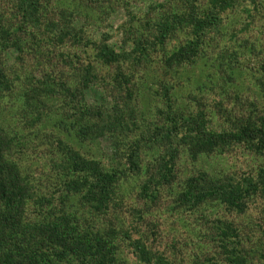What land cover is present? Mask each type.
<instances>
[{
    "label": "rangeland",
    "instance_id": "1",
    "mask_svg": "<svg viewBox=\"0 0 264 264\" xmlns=\"http://www.w3.org/2000/svg\"><path fill=\"white\" fill-rule=\"evenodd\" d=\"M206 1L197 3L201 8ZM183 6L182 0H50L47 16L62 8L73 14L75 24L83 31L79 45L65 42L53 46L45 39L38 43L39 40L33 42L26 36L20 50L15 46L1 48L0 68L11 81V88L0 92V126L8 127L13 139L24 143L20 150L17 145L10 157L16 160L32 186L33 198L27 203L26 217L34 222L43 220L42 213L46 210L50 215L51 206L48 203L40 206L36 201L45 197L61 210L78 212L81 219L95 228L114 227L122 264H139L131 245L135 239L172 264H208L220 260L216 242L210 237L208 220L223 218L233 222L243 234L248 231V246L255 254L252 261L258 263L256 250L264 248V196L260 193L253 196L241 214L216 205L187 210L177 207L175 201L185 179L199 168L217 175L255 178L259 169L264 168V151L235 144L190 163L181 147L173 182L162 186L151 201L140 198L139 192L162 146L140 141L137 151L140 170L120 178L114 201L104 213L94 214L80 205V196H61L59 191L65 180L57 167L62 154L57 146L59 140L86 157L99 159L106 167L124 168L128 166L126 155L131 151V142L148 135L156 126H166L169 115L202 110L208 128L215 131L233 129V121L246 115H251L257 124H264V0H255L253 4L237 1L223 12L220 24L206 33L193 63L169 68L164 62L166 55L188 40L187 28L177 30L163 49L155 46L143 57L134 56V63L96 62L94 46L100 40L106 38L118 52L128 50L132 48L133 36L148 32L147 22L173 10L179 12ZM12 10V0H0V18L14 22ZM88 61L95 64L93 77L82 88L78 69ZM116 67L126 79L117 82L113 78ZM47 78L82 90L78 103L60 94L54 83L53 94H40V81ZM165 86L169 89L168 96L164 93ZM31 98L44 105L34 106ZM80 104L115 106L134 121L116 159L113 141L108 136L90 140L77 133L75 114Z\"/></svg>",
    "mask_w": 264,
    "mask_h": 264
},
{
    "label": "trees",
    "instance_id": "2",
    "mask_svg": "<svg viewBox=\"0 0 264 264\" xmlns=\"http://www.w3.org/2000/svg\"><path fill=\"white\" fill-rule=\"evenodd\" d=\"M237 1L255 3V0H207L204 8H200L197 0H182L184 8L181 11L173 10L161 15L158 20L147 22L148 32H138L133 36L132 48L118 52L104 38L94 46V58L102 65H111L119 60L134 63L139 54L143 57L145 55L142 54L155 46L163 49L166 41L177 30L187 28L190 35L188 40L166 55L164 62L169 68L193 63L205 42L206 33L220 24L223 12L232 8ZM49 2L12 0L15 21L8 22L0 18V51L1 48L11 46L20 50L26 36L33 42L39 40L38 43H43L45 39L53 46L65 42L79 45L83 40V31L75 24L73 14L62 8L47 16L45 11ZM245 12H249L246 7ZM94 65L92 61L80 65L78 71L82 88L91 82ZM113 76L117 82L126 79L119 68ZM49 80L40 81V94L54 93L51 86L54 82ZM10 82L5 71L0 68V92L10 91ZM54 86L58 87L60 94L70 97L76 103L81 98L82 90L71 89L62 81L55 82ZM168 91L165 86L166 96ZM31 101L34 106L44 105L37 98H31ZM75 115V127L83 139L96 140L106 135L113 141V159L120 155V144L127 139V133L135 125L132 119L126 118L124 112L115 106L108 108L80 104ZM252 119L251 115L242 116L233 121V129L215 131L208 128L202 110L194 114L169 115L166 126H156L148 135L131 142V151L126 155L128 166L124 168L106 167L99 159L86 157L70 144L59 140L57 146L62 154L57 167L65 178L59 191L61 196H80V205L87 206L94 214L104 213L114 201L120 178L128 172L134 174L140 170L137 151L139 142L143 141L149 146H162V152L139 192L140 198L154 201L160 188L173 182L181 147L186 151L190 163L198 161L202 155L235 144L264 151V124H257ZM7 128L0 126V264H122L116 240L118 232L114 227L108 230L95 228L93 224L81 219L78 212L61 210L45 197H38L36 201L40 206L48 203L51 206L50 215L46 210L42 213L43 220H27L26 208L28 201L33 198L32 186L16 160L10 157L17 145L20 150L24 143L15 141ZM257 193L264 196V168L259 169L255 178L217 175L199 168L185 179L175 204L193 211L203 206L216 205L241 214ZM208 222L212 229L210 237L216 242L217 252L221 255L220 260L215 259L208 264H264V248L256 250L259 262L252 261L255 254L248 246V231L243 234L228 219L215 218ZM126 237H129L128 233ZM131 245L139 264H172L162 254L147 248L139 239L131 240Z\"/></svg>",
    "mask_w": 264,
    "mask_h": 264
}]
</instances>
